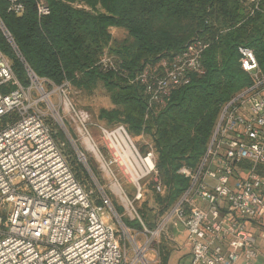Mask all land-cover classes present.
I'll list each match as a JSON object with an SVG mask.
<instances>
[{"label":"built area","instance_id":"1","mask_svg":"<svg viewBox=\"0 0 264 264\" xmlns=\"http://www.w3.org/2000/svg\"><path fill=\"white\" fill-rule=\"evenodd\" d=\"M6 1L8 11L22 12L21 0ZM251 1L257 6L259 0ZM36 2L39 16L49 13L46 3ZM0 29L26 75L23 82L0 48V118L14 113L0 127V264H155V243L162 235L173 239L168 229L179 225L189 264H253L259 250L252 228L264 218V72L252 48L238 46L240 65L251 84L221 107L197 165L177 170L188 178V186L148 226L134 206L143 199L144 181L148 178L158 194L167 192L151 140L141 149L124 124H98L99 147L90 114L69 97L70 82L54 84L38 76L1 18ZM205 47L194 40L137 76L150 104L162 105L173 89L190 81L191 73L203 71ZM46 117L70 138L78 161L91 175L96 198L73 172ZM86 151L111 180L110 189L94 173ZM116 169L132 185L131 198L118 184ZM111 192L119 196L124 211H118ZM125 215L140 227L132 228ZM260 236L264 238V231Z\"/></svg>","mask_w":264,"mask_h":264},{"label":"trees","instance_id":"2","mask_svg":"<svg viewBox=\"0 0 264 264\" xmlns=\"http://www.w3.org/2000/svg\"><path fill=\"white\" fill-rule=\"evenodd\" d=\"M21 1L24 8L16 13L0 0V18L24 61L54 84L66 79L80 90L103 85L116 106L102 108L99 118L107 127L121 123L130 134L152 142L167 187L163 208L188 186V178L177 170L197 165L221 107L251 84L238 46L252 48L264 72V0L257 6L251 0H40L49 7L40 16L37 0ZM110 26L122 28L125 37L114 38ZM194 40L206 44L200 57L203 71L191 73L190 81L173 89L162 105L150 104L137 76ZM0 48L26 82L24 64L1 29ZM13 119L14 113L2 116L0 127ZM55 134L57 142H65L62 133ZM68 162L77 178L82 179L79 169L89 177L75 157Z\"/></svg>","mask_w":264,"mask_h":264},{"label":"rangeland","instance_id":"3","mask_svg":"<svg viewBox=\"0 0 264 264\" xmlns=\"http://www.w3.org/2000/svg\"><path fill=\"white\" fill-rule=\"evenodd\" d=\"M112 36L118 40H121L122 38L125 37V33H123L121 30H115L112 28ZM69 97L72 100V102L79 108L86 110L91 117V132L93 137L95 138L96 143L98 144L99 147H102V142L100 141L99 137V130L97 125L102 124L104 126H108L104 120L99 118V111L102 108H111L116 106L113 101L111 96L109 95V92L105 90L103 85L99 84L98 86L94 87L93 89L90 90H80L72 87L69 90ZM46 120L48 124L50 125L52 131L54 132H60L62 133V137L64 138L65 142H61L60 138V143H61V148L66 155L67 161L68 159L74 160V157L77 159L75 149L73 147V144L70 142V138H68L63 131L58 127L56 122H52V120L49 117H46ZM67 126L72 134V136L75 139L77 138L76 131L74 128L67 122ZM132 137L136 143V145L140 148L143 147L144 143L147 139L146 136L142 134H132ZM57 136V134H55ZM146 137V138H145ZM59 138V136H57ZM58 142V143H59ZM86 155L91 161V163L95 166V169L97 171V175L100 177L102 180L103 186L106 188L110 189V185H112L111 180L107 177V175L104 173L102 168L100 167L99 163L96 161L94 156L92 155L91 152L86 151ZM78 161V159H77ZM79 162V161H78ZM69 163V162H68ZM79 175L82 177V179L79 180L81 181V184L86 190H93L92 192V197L96 198V193L93 188V183H92V178L91 175L88 173L89 177H86L85 174H83L80 169L78 170ZM117 173L119 185L121 188L126 191L127 195L131 198L134 193V189L132 185H130L127 181L124 175L118 171L117 169L115 170ZM85 176V177H84ZM145 192L143 195V199L141 201L134 202V206L136 210L138 211L139 215L143 219V221L148 225L152 226L155 218L158 217L159 214L162 213L166 208H163V203H162V197L164 194H158L155 192L152 183L149 182V179L147 178L145 181ZM111 198L113 202L116 204V208L118 209L119 212L124 211L122 201L119 198L117 194H114L111 192ZM171 204V203H170ZM169 204V205H170ZM168 205V206H169ZM124 220L126 223L130 224L132 228L137 229L140 227L138 222L136 220L130 221L129 218L125 215ZM111 223L115 224L114 221H111ZM175 231L174 227L170 226L168 231L172 232ZM154 247H157L159 249V261L155 264H173L176 261V256H175V247H176V242L173 239H170L166 237L165 235H162L161 238L159 239L158 243H155ZM147 256L150 257L151 253H147ZM164 258L166 260V263H164ZM168 262V263H167ZM183 262V261H182Z\"/></svg>","mask_w":264,"mask_h":264},{"label":"crops","instance_id":"4","mask_svg":"<svg viewBox=\"0 0 264 264\" xmlns=\"http://www.w3.org/2000/svg\"><path fill=\"white\" fill-rule=\"evenodd\" d=\"M112 28L115 30H121L123 33L124 30L120 27L116 26H110L109 31L112 34ZM260 170L263 172L264 168L260 167ZM175 231L173 230V240L176 242V247H175V256H176V261L173 264H189L188 262V255L186 252L181 248L182 243L184 241V229L181 225L178 227H174ZM253 231L256 235V242H257V248L259 250L258 256L253 259V264H263L264 262V238L261 237V232L264 231V218L257 223L253 224ZM183 261V262H182ZM168 263V262H167Z\"/></svg>","mask_w":264,"mask_h":264}]
</instances>
